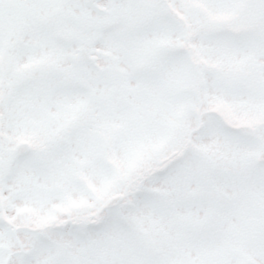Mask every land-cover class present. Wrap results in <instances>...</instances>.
I'll list each match as a JSON object with an SVG mask.
<instances>
[{"label":"snow or ice","instance_id":"6c2138e0","mask_svg":"<svg viewBox=\"0 0 264 264\" xmlns=\"http://www.w3.org/2000/svg\"><path fill=\"white\" fill-rule=\"evenodd\" d=\"M0 264H264V0H0Z\"/></svg>","mask_w":264,"mask_h":264}]
</instances>
